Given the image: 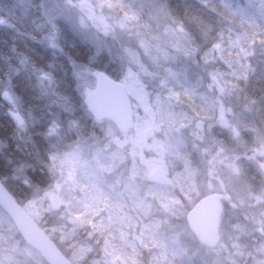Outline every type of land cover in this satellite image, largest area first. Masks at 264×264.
<instances>
[{
  "label": "trees",
  "instance_id": "trees-1",
  "mask_svg": "<svg viewBox=\"0 0 264 264\" xmlns=\"http://www.w3.org/2000/svg\"><path fill=\"white\" fill-rule=\"evenodd\" d=\"M50 1L0 0V182L21 206L37 198L42 200L43 219L36 223L52 233L50 239L71 261L84 255L86 259L79 264H92L104 247L112 245L115 251H123V257H132L131 264H196L188 262L186 253L175 249L172 238H162L155 232L156 227L151 225L155 216L146 211L147 216L132 217L134 205L126 198L130 201L133 190L137 196L142 192L130 179L131 172L126 162L123 164L122 155L113 151L100 153L107 165L104 161L102 164L115 169L107 179L103 180L105 176L99 171H90L93 148L101 149L107 141L98 129L100 123L87 111L80 74L89 69L115 80L120 78L112 70L115 64H106L96 57L94 45L68 16L57 17ZM102 1L112 13L127 16L128 24L140 37L144 36L148 55L175 96V106L167 107L174 113L182 109L189 117L187 110L193 114L204 112V99L197 94V84L185 80L177 67L178 51L171 49L173 43L170 46L163 38H154L162 35L149 25L152 22L147 21L142 5L136 0ZM262 1L166 0V7L191 36L194 27L209 32L211 43L218 50L216 54L233 80L244 88L252 84L264 92V73L248 77L246 62H255L251 63L249 57L243 59L240 52L257 48L256 44L264 47ZM55 35V45L50 46ZM116 61L124 65L117 57ZM161 112L162 116L169 114L163 108ZM185 187L182 192L179 187H162L169 191L165 196L170 202H177L182 213L193 205L184 198L189 190L187 184ZM122 189L124 196H120ZM50 196L60 204L53 213ZM95 207L103 210L97 212ZM0 217V223L11 225L1 210ZM126 222L138 223L136 231L145 227L142 244L132 242V228ZM124 226L131 230L122 235ZM92 235L100 243L89 240L87 250L85 238ZM15 237L24 244L17 232ZM4 243L0 238V251L5 250ZM262 256L257 257L261 259L259 264H264V253Z\"/></svg>",
  "mask_w": 264,
  "mask_h": 264
},
{
  "label": "rangeland",
  "instance_id": "rangeland-1",
  "mask_svg": "<svg viewBox=\"0 0 264 264\" xmlns=\"http://www.w3.org/2000/svg\"><path fill=\"white\" fill-rule=\"evenodd\" d=\"M136 1L145 9L147 21L152 22L149 25L162 35L156 34L154 38H163L170 46L173 43L171 49L178 51L177 67L185 80L197 84V94L204 99V112L193 114L192 110H187L189 117L182 109L174 113L167 107L176 104L173 90L166 86L162 72L148 55L144 36L140 37L128 24L127 16L112 13L102 0H51L49 3L58 12L57 17L68 16L94 45L95 56L106 64H115L110 65L115 67L112 70L125 86L134 115V128L127 135H121L111 123H100L98 129L107 142L101 149L93 148L90 171H99L105 176L102 179H107L115 169L102 164L104 161L107 165L100 153L113 151L122 155L123 164L126 162L131 172L130 179L135 180L138 192H142L137 196L133 190L130 201L126 198V202L134 205L132 217L147 216L146 211L155 216L151 224L156 227L155 232L162 238V235L172 238L175 249L180 254V251L186 253L188 262L259 264L261 259L257 257H263L264 253V176L261 171L264 166V92L252 84L244 88L233 80L216 54L218 50L211 43L209 32L194 27L191 36L186 26L169 15L166 0ZM55 38L56 35L49 41L50 46L55 45ZM256 45L257 48L252 47L245 53L240 51L243 59L249 57L251 63L255 62L253 66L246 62L248 77L264 73V47ZM116 57L124 65H119ZM95 73L85 69L80 74L84 96L95 86ZM162 108L169 113L167 116H162ZM155 173H159L158 178L167 189L179 187L182 192L187 184L189 190L184 198L190 203L213 193L222 197L221 244L217 250L198 245L185 221L182 222L185 213L177 202H170L165 196L169 191L155 183ZM122 191L120 196H124ZM41 203L37 198L22 205L36 222L43 219L45 210ZM49 205L52 213L60 207L59 200L52 196ZM95 210L103 209L95 207ZM137 224L125 223L132 228V242L142 244L145 227L136 231ZM130 228L124 226L122 235ZM45 232L51 238L52 233L47 229ZM15 233L12 224L0 223V238L6 244L5 250L0 251V264H45L37 253L21 244ZM85 239L87 250L89 240L100 243L93 235ZM116 250L112 245L104 247L92 264H131L132 257H123V251ZM84 259L82 255L73 257L74 262L69 260L79 264Z\"/></svg>",
  "mask_w": 264,
  "mask_h": 264
},
{
  "label": "water",
  "instance_id": "water-1",
  "mask_svg": "<svg viewBox=\"0 0 264 264\" xmlns=\"http://www.w3.org/2000/svg\"><path fill=\"white\" fill-rule=\"evenodd\" d=\"M94 77L95 87L85 96L89 114L97 122H111L120 134H128L134 124L125 86L101 72ZM261 171L264 175V167ZM0 209L8 216L22 241L36 251L46 264H71L1 182ZM221 217L220 196L210 194L194 204L186 214L185 220L198 244L212 250L220 243Z\"/></svg>",
  "mask_w": 264,
  "mask_h": 264
}]
</instances>
